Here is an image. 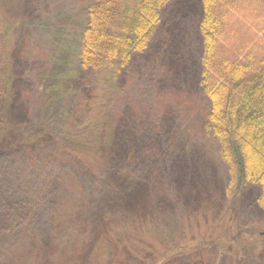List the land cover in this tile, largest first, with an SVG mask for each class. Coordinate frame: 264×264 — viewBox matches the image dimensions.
<instances>
[{"label": "trees", "instance_id": "16d2710c", "mask_svg": "<svg viewBox=\"0 0 264 264\" xmlns=\"http://www.w3.org/2000/svg\"><path fill=\"white\" fill-rule=\"evenodd\" d=\"M202 1L204 11L200 17L198 15L196 25L193 26L198 38L197 44L195 42L197 45L195 58L193 57L196 64L192 61L190 48L189 53H186L187 56L190 55L189 64L185 63L184 59L183 66L194 71L202 94L209 99L208 108L198 113L203 115L197 122V128L211 135L219 143L221 161L226 164L227 179L218 196L213 195L208 199L206 196H209V193L205 195V190L203 194L197 191L200 167L183 161L187 166L185 177L193 184L186 187L183 181H176L177 184L185 186L179 196L182 197L183 206L187 210L182 213L193 217L196 215L195 211H207L214 207L216 211L211 209L213 211L211 218L220 222L225 212L226 214L230 211L236 212V203L244 196V189L248 186L259 188L258 194L254 196V203L264 215V0H217V3L214 0ZM173 2L174 0H87L84 8V25L75 34L78 36L73 49L75 65L71 68L67 62L69 53L61 44L67 42L63 38L67 37L65 32L69 28V20H64L62 25L53 26L54 35L51 42L55 46L53 49L58 53L41 50L40 58L27 61L23 65L22 69L34 68L36 72L42 71L36 82L22 77H18L14 82L15 98L20 100L23 107L25 95L38 93L37 97L42 101L44 113L42 121L39 120L35 128L26 132V129L18 124L23 121L26 124L29 122L28 118H14L11 121L0 112V154L9 155L15 160L19 152L32 155L34 151L35 154H40L45 147L51 146L50 153L54 154L61 165L68 162L74 167V171L72 169L69 172L72 177L91 179L93 184L104 188V191L100 192L103 194H99L95 186L91 191V193L96 191L95 195L100 197L98 204L101 209L97 210L98 204L95 205L89 235L92 240L94 237L91 246L100 247L98 243H101L102 238L105 240L108 232L111 240H115L113 255L116 260L126 253L127 249H122L124 246L134 243L130 233L125 229L121 228L120 231L116 229L117 217L122 211L117 212L118 209H115L128 208L129 204L136 203L137 197L145 199V194L148 198L149 189L154 187V180L147 171L143 180H138L140 178H132L122 169L132 164L136 165L135 154L136 152L139 154L134 146L136 143L144 151L155 143L163 148L165 140L164 135L147 137L152 133L150 129L147 131L145 129V134H138V130L137 132L134 130L138 119L133 118L130 105H126L123 112L114 119L109 110L108 100L105 101L107 93H104V89L107 82H102L101 78H94V74L105 72L112 76L113 80L117 77L122 78L125 76L122 69L136 58L146 55L159 33H167L163 40L169 41L170 34L174 31H170V26L166 29L163 26L175 19L184 23L182 29L185 30L186 14H176L173 10L164 14ZM218 2L219 9L216 10ZM220 5L221 7L225 5L229 12L222 10ZM221 11L228 15L222 22L218 20ZM161 28L164 30H160ZM214 36L222 42L223 51L220 56L212 53ZM198 53L201 55L199 61ZM183 55L184 53L175 52L172 57L182 58ZM45 62H55L60 70L44 71ZM178 63L182 66L180 60L172 61L173 65ZM170 68L172 69L171 66ZM189 70L185 73L187 74ZM172 71L170 70L168 76L158 79V89L165 95L175 98V102H183L184 89L180 83L179 72L174 67ZM188 74L190 77L191 71ZM101 87L103 88L99 91ZM70 95L76 96L77 102L66 100L67 103H63ZM24 109L27 111L25 107ZM195 116L196 114H193L194 119ZM126 117L130 120L125 119ZM172 121L171 117L166 116L162 121V127H157L156 130L164 133L168 126H173ZM156 139L157 142L154 141ZM200 157L197 155L196 159L199 158L200 161ZM160 175L158 181L163 184V176ZM124 188L128 190H123ZM84 195L86 194L82 192L77 196L80 210H84L85 202L88 200L92 202L95 196L89 198L90 193L87 197ZM207 218L210 220V215ZM151 221L152 219L146 224H154ZM215 224L208 226L207 230L210 231L203 233L205 238L185 242L175 240L169 245L167 244L169 241L157 239L160 242L158 248L162 250V256L156 257L153 264H169L172 261L182 263L185 258L180 253L184 254L183 251H186H182L183 246L189 247L187 250L196 248L193 251L197 252V255L207 251L210 253L209 248L216 249L215 257L224 254L225 260L232 247L239 249L235 242L254 240L258 243L264 239V233L261 234L260 231L249 234L236 232L230 242V229ZM96 229L100 235L97 233L95 235ZM75 242L72 241V249L84 245L79 241ZM135 244L140 246L139 243ZM163 246L166 247L165 250ZM142 248L147 252V256L154 253L150 247ZM172 248H176L174 254L177 255L169 261L166 255L172 252ZM262 252L264 253V249ZM75 259L77 260L69 262L66 259L59 262L85 263L83 257ZM36 260L38 264H53L44 258Z\"/></svg>", "mask_w": 264, "mask_h": 264}, {"label": "rangeland", "instance_id": "374dc122", "mask_svg": "<svg viewBox=\"0 0 264 264\" xmlns=\"http://www.w3.org/2000/svg\"><path fill=\"white\" fill-rule=\"evenodd\" d=\"M86 2L87 0H0V112L3 117L11 121L14 118H28L29 122L27 121L26 124L24 121L18 124L23 126L26 132L35 128L39 120L42 121L44 114L42 101L38 99L37 92H32L33 95L31 93L25 95L22 101L27 110L25 111L20 105V100L15 98L14 82L18 77L36 82L42 71L36 72L34 68L22 69L23 65L27 61L31 62L40 58L41 50L49 53L56 52L51 42L54 35L53 26L62 25L64 20H69V28L65 32L67 37L63 38L67 42L65 44L61 42V44L69 53L67 62L71 68L75 65L76 57L73 49L78 37L75 34L84 25ZM214 2L217 3V0ZM219 4L218 2L216 10L219 9ZM221 9L229 12L225 5H222ZM170 10L176 14H186L185 30L182 29L184 23L175 19L165 27L163 26L165 29L170 26V31H174L170 34L169 41L163 40L167 33H159L146 55L136 58L122 69L125 75L122 78L117 77L113 80V77L105 72L94 74V78H101L102 82H107L106 91L104 89V93H107L105 101L108 100L109 110L111 115H114V119L123 112L126 105H130L134 114L133 118L138 119L134 129L138 130V134H145L144 132L150 129L152 133L147 137L155 138L164 135L163 148L155 143L142 151L136 143L134 146L139 153L135 154L136 165L132 164L122 169L132 178H140L138 180H143L147 171L154 180V187L149 189L148 198L145 194V199L137 197L136 203L129 204L128 208L115 209H118L117 212L122 211L117 217L116 229L120 231L122 228L130 233L134 244L124 246L122 249H127L126 253L122 254L118 260L113 255L115 240H111L108 232L105 240L102 238L101 243H98L100 247L91 246L94 237L92 240L89 235L90 221L94 216L95 205L100 201V197L95 194L96 191L103 194L100 192L104 191V188L93 184L91 179L72 177L69 174L72 169L74 171L71 163L61 165L54 154L50 153L52 147L48 146L43 147L40 154H35L34 151L32 155L19 152L15 160H12L9 155L0 154V215L2 216L0 218V264H38L37 258L38 261L44 258L50 263L62 264L59 261L66 259L69 262L75 261L78 257H83L85 260L83 264H153L156 257L162 256V250L158 248L160 242L157 239L169 241L167 243L169 245L175 240L185 242L205 238L203 233L210 231L207 228L212 223H216L215 226L230 229V242L232 235H236V232L264 233V215L254 203V196L259 192L257 187H245L244 196L237 203L235 202L236 212L230 211L228 214L225 212L220 222L211 218L213 211H216L214 207H211L213 211L210 208L207 211L194 210L196 215L193 217L182 213L186 209L183 206L182 197L179 196L185 186L177 184L176 181H183L186 187L193 184L185 177L187 166L184 162L194 163L200 167V177L197 181L201 183H197V191L203 194L205 190V195L209 193L207 198L213 195L218 196L227 177L226 164L220 157L219 143L211 135L197 128V122L203 115L198 113L208 108L209 99L202 94L194 71L183 66L184 59L185 63L189 64L190 55H192L193 63L196 62L193 57L195 58L198 38L193 26L198 20L197 1L174 0L164 14L166 15ZM224 11L218 15V20L221 22L223 18H228ZM214 38L212 53L220 56L223 51L222 42L215 36ZM190 48L192 54L187 56L186 53H189ZM175 52L184 53V57L173 59ZM57 53L58 51L55 54ZM200 56L198 53L197 61ZM179 60L182 66L179 63L172 64V61L179 62ZM57 66L55 62H45L43 70H60ZM170 66L179 72L180 83L184 89L183 102H175V98L165 95L158 89V79L169 75L170 70L172 71ZM187 70L191 71L190 77L189 72L185 73ZM66 100L77 102V97L70 95L63 103H67ZM193 114H196L195 119ZM166 116L173 119V126H168L166 133H160L156 129L162 127V121L166 119ZM125 119L130 120L127 117ZM195 153L196 156L201 155L200 161H198L199 158L196 159ZM160 174L163 176V184L158 181L161 178ZM94 186L96 191L91 193ZM82 192L86 194L84 195L86 197L90 193L89 198L95 195L92 202L89 200L85 202V212L83 209L80 210L77 203V196ZM98 209H101L100 204ZM209 215L210 220L207 218ZM150 219L154 224H146ZM94 232L95 235L96 233L100 235L97 229ZM242 238L245 239L244 236ZM72 241H76L75 243L79 241L84 245L72 249ZM135 242L140 246H137ZM235 244L239 246V249L232 247L225 260L224 254L215 257L216 249L209 248L210 253L207 251L208 253L203 252L197 255V252L193 251L196 248L187 250L189 247L183 246L182 251H186L180 254L185 259L180 264H264L262 252L264 239L258 243L253 240L239 241ZM141 246L152 248L154 253L150 255L153 258L147 256V252ZM163 249L165 250L166 247L163 246ZM171 250L172 252L166 255L169 261L177 255L174 254L176 248ZM79 261L81 262L82 258ZM169 264H179V262L172 261Z\"/></svg>", "mask_w": 264, "mask_h": 264}, {"label": "crops", "instance_id": "0c3cea01", "mask_svg": "<svg viewBox=\"0 0 264 264\" xmlns=\"http://www.w3.org/2000/svg\"><path fill=\"white\" fill-rule=\"evenodd\" d=\"M197 1V13L199 15V17L201 16V14L204 11V2L202 0H196Z\"/></svg>", "mask_w": 264, "mask_h": 264}]
</instances>
